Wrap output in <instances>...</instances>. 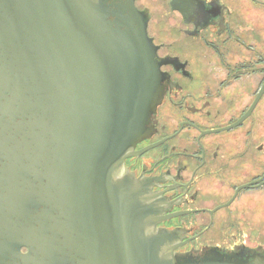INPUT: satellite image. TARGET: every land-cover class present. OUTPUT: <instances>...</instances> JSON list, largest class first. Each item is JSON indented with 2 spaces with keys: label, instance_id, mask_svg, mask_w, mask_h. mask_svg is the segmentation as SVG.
<instances>
[{
  "label": "water",
  "instance_id": "1",
  "mask_svg": "<svg viewBox=\"0 0 264 264\" xmlns=\"http://www.w3.org/2000/svg\"><path fill=\"white\" fill-rule=\"evenodd\" d=\"M162 63L133 0L112 10L107 0H0V156L30 160L0 174L3 264H43L19 247L56 250L45 236L58 234L61 219L80 264H234L174 253L136 182L118 176L151 131ZM34 166L45 171L35 173L38 191L17 185ZM42 204L57 215L28 214Z\"/></svg>",
  "mask_w": 264,
  "mask_h": 264
},
{
  "label": "flooded vegetation",
  "instance_id": "2",
  "mask_svg": "<svg viewBox=\"0 0 264 264\" xmlns=\"http://www.w3.org/2000/svg\"><path fill=\"white\" fill-rule=\"evenodd\" d=\"M119 1L107 4L112 10ZM133 4L163 62L165 92L149 136L130 150L118 176L136 182L155 229L165 233L174 253L198 261L213 253L234 264H264V0ZM26 159L0 156V174L26 166ZM35 167L16 184L38 191L35 173L43 177L45 171ZM37 209L28 214L57 215L52 205ZM61 221L57 235L45 236L56 250L22 245L19 252L43 264H80L79 252L64 244L74 231Z\"/></svg>",
  "mask_w": 264,
  "mask_h": 264
}]
</instances>
